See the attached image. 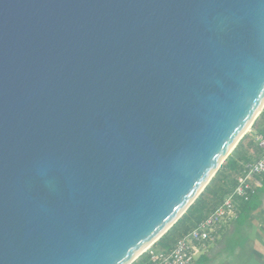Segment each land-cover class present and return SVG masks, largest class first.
<instances>
[{"label": "water", "instance_id": "water-1", "mask_svg": "<svg viewBox=\"0 0 264 264\" xmlns=\"http://www.w3.org/2000/svg\"><path fill=\"white\" fill-rule=\"evenodd\" d=\"M263 104L264 0H0V264H131Z\"/></svg>", "mask_w": 264, "mask_h": 264}, {"label": "built area", "instance_id": "built-area-1", "mask_svg": "<svg viewBox=\"0 0 264 264\" xmlns=\"http://www.w3.org/2000/svg\"><path fill=\"white\" fill-rule=\"evenodd\" d=\"M254 141L260 148L258 156L240 164L241 169L234 176V185L221 203L170 248H153L151 245L143 252L147 257L142 264H193L207 243L215 241L221 224L237 217L242 203L256 194L261 186L259 178L264 177V137L256 134Z\"/></svg>", "mask_w": 264, "mask_h": 264}, {"label": "trees", "instance_id": "trees-1", "mask_svg": "<svg viewBox=\"0 0 264 264\" xmlns=\"http://www.w3.org/2000/svg\"><path fill=\"white\" fill-rule=\"evenodd\" d=\"M261 120H264V109L253 122L251 131L264 137V129L260 128ZM248 137L249 135L248 133H246L240 139L233 151L221 164L220 168L217 170L215 175L212 177L203 191L199 194L196 200L189 206L186 212L172 225V227L152 245L153 248H170L179 237L188 233L190 229H192L198 222L203 220L218 204L221 203L224 196L231 190L232 186L234 185L235 174L238 173L241 169L239 161H251V158L248 155H244L240 158H237L236 156L239 149L244 146V142L248 139ZM252 139L253 138H251V142L249 141L247 149H244L245 151H248V149H252V151L254 152H256V149L260 150L257 143H255ZM251 206L252 205H250L248 202L242 203V209L244 208L246 210ZM238 216L239 215H237V217ZM242 220L243 216H240V218H238V222L241 223ZM146 257L147 255L143 253L138 257V261H136V263L134 261L131 264H142L146 261Z\"/></svg>", "mask_w": 264, "mask_h": 264}, {"label": "crops", "instance_id": "crops-1", "mask_svg": "<svg viewBox=\"0 0 264 264\" xmlns=\"http://www.w3.org/2000/svg\"><path fill=\"white\" fill-rule=\"evenodd\" d=\"M263 121H260V123H262ZM247 133L249 137L244 142V146L240 149V154H237L236 156L237 158H240L244 155H248L251 158L250 160H253L258 156L260 150L256 149V152L252 151V149H248V151L244 150L247 149L249 141L251 142V138H253L252 140L254 141V135H256L253 131H251V128ZM239 163L241 164L244 162L243 160H240ZM259 182L261 186L258 188L256 194L253 195L248 201V203L252 206L249 209L245 210L244 208L242 209L241 205V209L238 213L239 216L237 218L229 219L226 222H223L218 229L215 241L207 243V245L204 247V250L198 257H196L193 264H228V261H217L219 257L215 258L217 256L216 252L222 250L220 249L221 247H223L224 251L226 250L225 248H227L228 251H234L236 257H238L241 250H244L247 253L250 249H252L253 246L263 247L264 177H260ZM240 216H243V220L241 223L238 222V218H240ZM210 244L214 246L211 247ZM231 257L232 259H234V256ZM246 257L248 258V260L246 261H241L239 257L236 258V260L241 264L259 263L260 257L258 256H256L258 259H254L253 261H251L253 258L252 255Z\"/></svg>", "mask_w": 264, "mask_h": 264}, {"label": "rangeland", "instance_id": "rangeland-1", "mask_svg": "<svg viewBox=\"0 0 264 264\" xmlns=\"http://www.w3.org/2000/svg\"><path fill=\"white\" fill-rule=\"evenodd\" d=\"M263 109H264V107H263ZM263 111V110H262ZM261 121H263V120H261ZM251 128V127H250ZM260 128H263L264 129V121L260 124ZM250 130V129H249ZM248 132V131H247ZM240 149H239V151H238V154H240ZM259 243H261V242H259ZM211 245V247H213L214 245H212V244H210ZM263 245V247H260V246H253L252 247V249H250L247 253H246V251H244V250H241L239 253V255H238V257L240 258V260L241 261H246V260H248V258L246 257V256H250V255H252L253 256V258H252V260L251 261H253L254 259H258L256 256H258V257H260L259 258V263L258 264H264V244H262ZM220 249H222V250H220V251H217L216 252V257L215 258H217V257H219V259L217 260V261H228V264H241V263H238L237 262V260H236V258H238V257H236V255H235V253H234V251H228L227 250V248H225L226 250L224 251V249H223V247H221ZM204 250V248L202 249V251ZM234 254V255H233ZM247 254V255H246ZM231 256H234V259H232V257ZM214 259V258H213ZM135 261V263H136V261H138V258L137 259H135L134 260ZM133 263V262H132Z\"/></svg>", "mask_w": 264, "mask_h": 264}, {"label": "bare ground", "instance_id": "bare-ground-1", "mask_svg": "<svg viewBox=\"0 0 264 264\" xmlns=\"http://www.w3.org/2000/svg\"><path fill=\"white\" fill-rule=\"evenodd\" d=\"M263 107H264V104H263V106L260 108V110H261ZM258 112H259V111H258ZM258 115H259V114H258ZM257 117H258V116H257ZM250 123H251V122H250ZM250 127H251V126L248 125V127L245 129L244 132L247 133V131H249ZM155 241H156V240H155ZM153 242H154V241H153ZM153 242H152V243H153ZM152 243H151V244H152ZM151 244H150L146 249H149L150 246H151ZM136 258H137V257H136ZM136 258H135V259H136Z\"/></svg>", "mask_w": 264, "mask_h": 264}]
</instances>
